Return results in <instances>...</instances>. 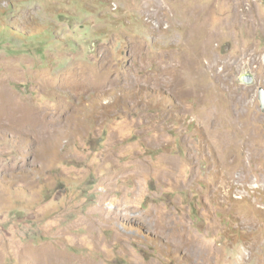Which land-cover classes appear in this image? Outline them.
I'll return each instance as SVG.
<instances>
[{
  "label": "rangeland",
  "instance_id": "1",
  "mask_svg": "<svg viewBox=\"0 0 264 264\" xmlns=\"http://www.w3.org/2000/svg\"><path fill=\"white\" fill-rule=\"evenodd\" d=\"M259 87L264 0H0V264H264Z\"/></svg>",
  "mask_w": 264,
  "mask_h": 264
},
{
  "label": "water",
  "instance_id": "2",
  "mask_svg": "<svg viewBox=\"0 0 264 264\" xmlns=\"http://www.w3.org/2000/svg\"><path fill=\"white\" fill-rule=\"evenodd\" d=\"M238 80L247 85H252L255 82L254 75L250 71L241 73L238 77ZM257 99L260 103V107L262 111H264V88L263 87H259L258 92H257Z\"/></svg>",
  "mask_w": 264,
  "mask_h": 264
},
{
  "label": "bare ground",
  "instance_id": "3",
  "mask_svg": "<svg viewBox=\"0 0 264 264\" xmlns=\"http://www.w3.org/2000/svg\"><path fill=\"white\" fill-rule=\"evenodd\" d=\"M244 178V177H243ZM41 254V253H40ZM44 255V254H43ZM41 256V255H40ZM47 258V257H46ZM42 262V261H41ZM46 264H48V263H46Z\"/></svg>",
  "mask_w": 264,
  "mask_h": 264
}]
</instances>
